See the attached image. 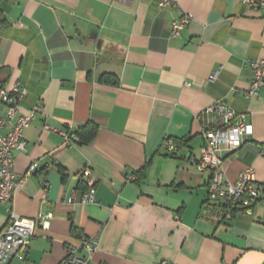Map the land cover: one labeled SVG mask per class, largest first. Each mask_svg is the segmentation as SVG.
Instances as JSON below:
<instances>
[{"label": "crops", "instance_id": "1", "mask_svg": "<svg viewBox=\"0 0 264 264\" xmlns=\"http://www.w3.org/2000/svg\"><path fill=\"white\" fill-rule=\"evenodd\" d=\"M172 1L0 0V87L19 83L21 113L37 108L25 149L13 153L19 186L0 205V231L11 211L51 214L8 264H59L90 236L99 243L89 264H264V204L227 214L208 200L195 119L218 101L245 113L253 133L224 155L223 173L234 182L253 167L264 181V86L245 96L249 63L264 59V9ZM183 14L191 20L171 38L169 23ZM88 122L91 142L63 145L60 132L76 136ZM170 138L173 157L162 145ZM91 186L94 203L82 205Z\"/></svg>", "mask_w": 264, "mask_h": 264}, {"label": "built area", "instance_id": "2", "mask_svg": "<svg viewBox=\"0 0 264 264\" xmlns=\"http://www.w3.org/2000/svg\"><path fill=\"white\" fill-rule=\"evenodd\" d=\"M172 2V0H159L157 3L164 9L172 6ZM240 2L253 11L264 9V2L261 0H240ZM190 20L189 14L172 19L168 28L169 36L179 37L180 32ZM16 26H20V23ZM249 66L252 71V80L245 91V96L255 98L264 86V59L251 61ZM216 74L213 73L208 81L215 80ZM26 93V89L19 83H15L9 90L0 88V129L4 127L8 129L6 133L0 135V205L9 203L14 190L19 186L13 168V153L25 149L23 130L36 116V107L24 114L20 111L19 101ZM195 119L199 121V134L204 142L196 168L199 172L206 170L211 172L207 190L208 200L219 202L227 214L232 210H239L251 215L256 204H264V181H257L255 169L247 167L240 171L234 182H231L225 178L222 164L225 154L239 149L252 135V125L247 121L245 113L237 112L236 109L220 101L207 106L195 115ZM44 127L51 129L48 125ZM60 135L63 145L79 142L75 135L67 132H60ZM162 145L167 153H175L178 149L171 138L163 140ZM34 166V164L29 166L26 176L33 173ZM88 175L89 171L85 170L83 176ZM126 177L127 182L133 183L135 180L134 174ZM93 190L91 186L82 193L80 198L82 205L94 203ZM70 200H73L72 196ZM50 218L51 214L47 213H40L35 218H23L11 211L7 226L0 231V264H8L13 257L25 255L35 228L39 225L47 229ZM97 243L99 239L96 236L84 238L80 246L70 249L59 264H89L98 246Z\"/></svg>", "mask_w": 264, "mask_h": 264}, {"label": "trees", "instance_id": "3", "mask_svg": "<svg viewBox=\"0 0 264 264\" xmlns=\"http://www.w3.org/2000/svg\"><path fill=\"white\" fill-rule=\"evenodd\" d=\"M118 81L117 79H113L110 81V84L117 85ZM1 88V87H0ZM97 133V126L94 125V123L88 122L84 126H82L80 129H77L76 131V136L77 139H79L80 143H89L93 140V137H95ZM175 145L177 146L176 148L179 147V143L175 142ZM170 157H173L175 153L168 154ZM135 176V180L133 182H139L141 180V171L138 172L137 174L133 173ZM86 189L82 190V193L86 191Z\"/></svg>", "mask_w": 264, "mask_h": 264}]
</instances>
